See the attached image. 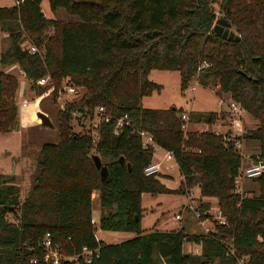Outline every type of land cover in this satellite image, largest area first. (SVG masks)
Masks as SVG:
<instances>
[{
  "label": "trees",
  "instance_id": "1",
  "mask_svg": "<svg viewBox=\"0 0 264 264\" xmlns=\"http://www.w3.org/2000/svg\"><path fill=\"white\" fill-rule=\"evenodd\" d=\"M41 1L0 5V31L9 39L0 51V66H19L37 95L48 85L35 80L46 74L55 86L76 87L77 95L57 111V141L41 144L32 186L22 200L14 183L0 182V264H51L42 260L40 242L46 232L63 255L74 258L57 264H236L241 256L247 264H264V173L252 177L256 195L234 191L240 137L183 132L181 108L141 105L143 96L160 90L147 78L151 69L178 71L181 92L193 77L203 87L217 85L258 121L241 138L258 143L253 162L264 159V0H47L51 12L61 8L77 20L46 17ZM214 6L239 40L212 31ZM25 39L41 54L28 52L20 44ZM17 86V78L0 69V132L17 126ZM51 94L56 101L55 87ZM97 106L111 117L95 128L72 116L76 111L86 117ZM122 114L129 123L115 134L114 118ZM216 119L214 111L187 115L188 123L210 125ZM139 131L172 153L182 177L176 188L165 186L161 174H143L153 149L142 147ZM92 154L107 165L104 181ZM188 187L196 190L194 200L215 198L224 219L207 233L190 235L197 252L184 249L182 226L140 228L142 193L182 194ZM94 191L99 228L130 231L133 237L115 243L95 237L90 223ZM196 208L200 218L209 216L207 203L200 201ZM83 247L97 252L90 262L80 256Z\"/></svg>",
  "mask_w": 264,
  "mask_h": 264
},
{
  "label": "rangeland",
  "instance_id": "2",
  "mask_svg": "<svg viewBox=\"0 0 264 264\" xmlns=\"http://www.w3.org/2000/svg\"><path fill=\"white\" fill-rule=\"evenodd\" d=\"M11 0L0 2V5H9ZM40 7L51 18L58 20H77L75 15L66 13L59 8L55 12L48 9L47 0H42ZM215 15L221 17L216 6ZM9 43V39L5 32L0 31V51H3ZM27 41L22 40L20 44L26 46ZM0 69L7 73L13 74L18 78V86L14 96V101L17 105V112L20 119H18L17 126L8 132H0V179H7L12 177V181L18 187V199L22 198L28 193L33 183V175L35 169L36 158L38 157L39 149L44 142H56L58 138L57 118L56 114L64 105L63 100H54L51 91L48 89L42 91L39 95L36 90L30 87L29 82L23 76L19 66L11 64L9 66H0ZM147 78L155 83L160 84L159 91H152L148 96L141 98V105L150 108H167L169 106H176L181 108V112L188 115L189 112H209L217 113V119L210 125L203 123V121H190L185 127L187 130H211L218 133H225L226 129L230 127L229 113L225 107V103L230 102L229 94L220 92L217 85H209L206 88L197 85L194 77L190 80L186 89L182 92L179 90V74L176 70H159L151 69ZM62 98L69 101L74 95L63 93ZM22 97L28 100V104L24 107L19 105ZM41 111L45 113L51 127H46L40 124L36 112ZM97 118L92 116V120ZM79 121V120H78ZM74 122V121H73ZM80 122V121H79ZM78 122V123H79ZM84 126L88 124V119L83 120ZM239 124L242 127V133L238 135L240 140L235 143V147L239 150L241 158V166L235 178L234 191L241 195H256L258 193V185L251 177H246L244 169L252 163L251 155H255L258 149V143L254 139L247 137L241 138L243 133L254 129L258 126V121L252 118L244 110L239 114ZM83 126V127H84ZM78 126L73 125V129L77 130ZM234 135V133H233ZM232 136V134H231ZM101 162H104L100 159ZM168 163V162H167ZM166 176H159V180L170 188H176L181 181L177 167L173 170H162ZM185 187L184 185H182ZM193 192L195 199L196 190L188 187V191ZM186 192L180 193H142L140 197V228L144 231L150 229L168 230L176 228L179 224L183 227L187 237L191 234L207 233L213 230L214 222H218L216 216V199L203 198L202 200H194L192 198L193 206L196 208L198 203L202 201L208 204V217L206 219L196 218L192 210L181 207V203L186 201ZM97 192L91 193L92 212L95 219L97 218L98 200ZM197 209V208H196ZM198 210V209H197ZM199 211V210H198ZM219 211V210H218ZM175 214L180 215V220L174 218ZM8 221L13 220L11 213L6 215ZM202 221V223H200ZM95 236L104 243H115L134 236V233L123 230H102L95 221ZM205 228L208 230L206 231ZM184 249L193 252L197 245L184 239Z\"/></svg>",
  "mask_w": 264,
  "mask_h": 264
},
{
  "label": "built area",
  "instance_id": "3",
  "mask_svg": "<svg viewBox=\"0 0 264 264\" xmlns=\"http://www.w3.org/2000/svg\"><path fill=\"white\" fill-rule=\"evenodd\" d=\"M26 40V39H25ZM27 41V40H26ZM27 49L28 52L30 53H38L39 55L41 54V51L34 46L33 44L29 43L27 41L26 46H23ZM36 85H48V91H52V89L55 87L56 88V100H63V103L66 104L68 101L62 98V94H69V95H77V88L71 85H67L65 83H62L58 86H55V84L51 81L50 77L48 74L44 75L43 77H40L35 80ZM28 104V100L25 97H22L19 105L24 107ZM225 107L229 113V118H230V127L228 128L230 133H228V129H226L225 133H228L230 137H235L238 136L242 133V127L239 124V114L243 109L240 107L239 104L230 101L228 103H225ZM86 118L88 119L89 123L93 128L97 127L98 122L100 120L102 121H108L110 119V115L107 113L105 107L103 106H97L94 108V110L91 112V114L88 115V113L85 114ZM96 116V120H92V116ZM72 116L74 118L78 117L79 121L83 122L85 119V116L77 114L76 111L72 112ZM180 119H181V129L182 131L185 130V127L187 125V115L184 113H180ZM114 127H113V132L116 134L119 131V128L123 125H127L129 123L126 114H122L119 117L114 118ZM234 133V135H233ZM140 138H141V145L142 147H148L151 146L153 149V154L155 151L160 148L158 147L154 140L152 139L151 135L147 133L146 131H139L138 132ZM232 134V136H231ZM227 135V136H228ZM228 138V137H226ZM168 162V163H167ZM174 167H177L173 155L170 151L164 150L162 158L161 159H155L152 158L144 167H143V174L144 175H157V174H162V170H167L171 171L173 170ZM264 173V159H259L255 162H252L250 165L245 167L244 169V174L246 177H256L259 174ZM182 179V177H181ZM186 197V203L183 205V208H186L188 210H192L196 216V218L199 217V211L193 206L192 203V197H193V192L192 191H186L185 194ZM216 216L218 217V223H224V219L220 216V212L217 210L216 211ZM174 218L177 220H180V215L175 214ZM90 223L92 225L95 224V221L93 218L90 219ZM202 223V221H200ZM207 231L208 229L205 228ZM209 232V231H207ZM40 247L43 250V255H42V260L44 262H49L51 264H57L61 258L66 259V260H71L72 258L70 256H65L62 254V252L57 248L56 245H54L50 239V235L48 232H46L43 236V239L40 242ZM198 248L194 249V252H197ZM232 252V251H231ZM96 250H90L85 247L81 249L80 256L85 262H90L92 257L96 255ZM236 264H247L246 258L244 256L238 257L236 259Z\"/></svg>",
  "mask_w": 264,
  "mask_h": 264
},
{
  "label": "water",
  "instance_id": "4",
  "mask_svg": "<svg viewBox=\"0 0 264 264\" xmlns=\"http://www.w3.org/2000/svg\"><path fill=\"white\" fill-rule=\"evenodd\" d=\"M212 31L216 35H219L220 37H222L223 39L232 40V41L239 40V36L234 32L229 21L223 16L217 17L214 20V23L212 26ZM36 116L38 117L41 125L46 126V127L52 126L51 122L49 121L48 116L45 113H43L41 111H37ZM227 132L230 133L229 129ZM91 159L93 161L95 168L98 170L99 180L104 181L105 178L107 177V173H108L106 163L101 162L99 156L96 154H92ZM118 161L120 164H123L124 163L123 157L120 156L118 158ZM125 165L129 166L128 163H125ZM12 179H13L12 177L7 178V179H0V182L9 183L12 181ZM8 207L11 208V206H8ZM184 239L189 240L190 237H185ZM73 260H74V258L71 259V261H73Z\"/></svg>",
  "mask_w": 264,
  "mask_h": 264
},
{
  "label": "crops",
  "instance_id": "5",
  "mask_svg": "<svg viewBox=\"0 0 264 264\" xmlns=\"http://www.w3.org/2000/svg\"><path fill=\"white\" fill-rule=\"evenodd\" d=\"M2 1H4V2H6V0H0V2H2ZM40 4H41V2H40ZM48 4V3H47ZM41 8V7H40ZM49 9V8H48ZM41 10H42V8H41ZM42 12H43V14L46 16V17H49L46 13H44V11L42 10ZM51 18V17H50ZM17 78V77H16ZM17 80H18V78H17ZM197 84V83H196ZM198 85V84H197ZM206 88V87H205ZM17 118L18 119H20V117L18 116V113H17ZM163 152H164V150L163 149H161V148H158L156 151H155V153L153 154V157L152 158H155V159H161L162 158V155H163ZM253 162V161H252ZM162 176H166L164 173H162L161 174ZM181 178V176L179 175V179ZM164 184V183H163ZM165 185V184H164ZM166 186V185H165ZM168 187V186H167ZM170 188V187H169ZM96 197H97V195H96ZM186 203V201L184 202V203H181V207H183V205ZM97 214H98V210H97ZM91 218H93V220L94 221H96V219H95V217L93 216V212H92V217ZM181 225L179 224V226L178 227H180ZM178 227H176V228H178ZM171 229H175V228H171ZM163 230V229H162ZM168 230H170V229H168ZM94 234H95V231H94ZM96 237V236H95ZM198 247V246H197Z\"/></svg>",
  "mask_w": 264,
  "mask_h": 264
}]
</instances>
